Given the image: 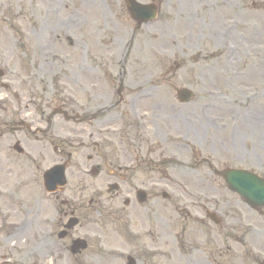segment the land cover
<instances>
[{
    "label": "rangeland",
    "instance_id": "1",
    "mask_svg": "<svg viewBox=\"0 0 264 264\" xmlns=\"http://www.w3.org/2000/svg\"><path fill=\"white\" fill-rule=\"evenodd\" d=\"M62 1L0 0V69H3L6 73L9 69L10 74L16 78V89L8 93L2 91V83L0 82V118H11L17 125L16 115L20 114L22 118L32 121L33 118H29L32 116L26 117L25 113H37V94L41 95V89L46 87H51L53 93L61 98L74 94L70 89L67 74L71 70H75V66H79L82 49L76 50L73 47H68V38L81 37L83 33L88 32L86 37L90 39L88 43L90 54L95 53V50L90 48L94 37L100 36L96 42L103 44L102 39L106 35L101 33L100 16L102 11L105 12L106 5L111 6V2L114 0H67L68 12L62 9L64 3ZM138 1L145 4H150L152 1L161 2L164 9L162 16L167 19V24L157 23L148 34L141 38V33L134 29L131 23H127V26L123 27L127 30L125 32L120 31L117 38L129 48V53L125 57L120 56L117 60H104L103 62L90 60L89 64L91 67L99 66L100 69H113L112 76L121 73L124 69L130 75L132 73V77L130 75L126 77L131 85H133V82H137L135 86L144 85L147 89H150L152 98L141 102L139 113L146 116L144 120L148 124L147 131L153 132L149 127L154 126L155 130L158 129L164 133L167 142L162 146H154L155 158H158V154L162 153L163 156L160 158L165 161V166L173 170L174 176L184 186L169 189H148L153 198L159 197L160 207H154L148 212V222L145 226L148 227L146 231L150 236H145L140 243L129 240L128 244H122L118 239L120 236H117L119 227L105 218L104 209H99L101 218L98 227L94 229L92 237L96 238L97 233L102 234L105 239L104 245L108 250L115 248L113 243L117 246L123 245L124 248H134L137 245L154 248L152 240L154 236L158 239L162 238L164 223L168 220V216L164 215L166 212L169 215L174 212L181 213L182 208H188L192 212L213 210L224 218V224L217 229V235L214 233L211 235V230L204 228L199 234L197 244L205 254L202 255V264H258L264 260V215L258 216L252 213L237 197L226 190L220 179L215 178L202 166L195 163L194 157L197 153L194 146L190 144L191 140L184 147L175 150L170 134L176 128L180 127L182 129L184 127L190 131L189 133L184 132L185 136L188 135L194 139V126L191 122H196L199 109L203 104V101L198 99L203 95L200 88L204 84L208 85L210 78L212 79L211 84L218 87L221 97L217 100L221 102L226 101L227 97L232 95L231 90L226 87V81L230 79L234 81L235 85L247 84L249 91H246V94L249 97L254 93L256 94L257 91L264 90V0H230L233 2L231 8L226 7L223 0H185L181 5L177 0ZM90 7L97 8V10L94 11L95 9ZM90 10L94 13H89ZM81 12H87V24L84 30H82L83 26L73 28L68 22H64L70 16L76 17L78 16L77 13ZM91 14L95 16L97 22L96 33L98 35L93 33L94 21ZM234 15L238 19V23L242 22V25H237V30L239 36L244 35L247 38L249 45L248 58L239 59L229 65H223L220 57L224 50L221 49L224 39L215 38L210 30L213 29L215 32H218L219 29L225 30L222 28L226 27L228 19ZM13 30L18 35L17 39L13 35ZM132 31L133 35H138L139 38H137V42L130 43ZM110 37L112 38L113 35H110ZM19 42L24 43L20 45ZM216 43L217 46H215ZM216 47L220 48L215 49ZM41 53H46L47 58H44ZM34 69L47 71L49 73L48 80L39 83L36 75L34 79L29 81L28 85L21 86L20 80L27 75L34 74ZM231 73H243L247 76L243 78L241 76L235 77L231 76ZM109 78L107 76L104 83L105 98L102 106L112 110L113 114L98 115L96 116L97 119L102 121L111 117H118L120 122L131 120L129 114H124L121 107H114V102L109 97L111 96L109 87L117 83L112 77ZM148 79L149 82L147 83ZM165 83L168 85L167 88L161 90L159 87L165 85ZM181 88H189L197 93V100H194L192 105L181 107L178 104L176 91ZM131 93H133L132 95L135 94L133 89ZM74 101L77 106L86 104L82 93L74 95ZM125 108L127 109L126 101ZM217 111L218 109L211 113L216 114ZM222 111L224 115L226 108ZM142 112L147 114L143 115ZM246 116L250 118L259 117L261 123H263L264 104H261L255 112L249 111ZM38 125L37 119V127H39ZM65 130H71V128L67 127ZM60 132H56L57 136ZM58 138L63 140L65 151H68L75 142H81L82 140L81 131L78 134L72 133L70 136L62 135ZM262 139L264 140V137ZM15 141L21 143L25 155L32 154L34 149L33 140L27 133L25 136L15 135L10 142H5L3 145L0 142V145L3 146V149H0V187L4 183L7 187L9 177L15 181V178L20 176V172L14 170L12 166L11 148ZM244 142L247 144L243 150L242 163L243 156L240 154L242 145L240 144L237 146L239 147L237 157L232 155L226 158L228 165L257 169L256 171L264 176V171L258 169L255 165L256 163H262L264 169L263 150L259 148V144H255V141L244 140ZM175 144H177L176 141ZM81 145L77 149V153L83 152ZM174 153L176 154L174 155ZM46 154L51 157V162L46 163L41 159V155ZM177 154H179L180 160H178ZM219 154H222V151H219ZM54 161H56V158L52 151L49 149L43 151L37 144V181L41 176L42 183L43 172L52 167ZM179 161L185 165L177 167L175 164ZM86 170L87 167H85L84 162L74 160L73 167L69 170L70 180L75 182V190L74 194L70 195V203L85 209L91 200L98 201L101 198L104 200L105 206H110L113 209L122 208L117 196L104 193L106 187L96 186L101 189H95L96 187L91 184V178L88 173L86 174ZM8 171H14L11 173L13 175H7ZM80 171L83 175L80 174ZM24 183H28L33 187L32 180H26ZM81 183L84 186H90L84 197L80 194L82 192V189L79 188ZM39 188L37 185V196L44 197ZM164 190L177 200V202L168 205L169 208L162 207L167 205L160 198L161 191ZM156 202L154 200V203ZM39 205L40 202L37 199V208ZM20 206L21 203H17L12 208L18 209ZM0 212L2 214L6 213L1 204ZM52 214L55 217L54 210H52ZM97 214L98 210L95 212V215ZM45 215L49 216V213L44 212L41 218ZM79 215L82 218H88L90 212L83 211ZM132 215L131 213L130 216ZM8 219L7 216L6 220ZM141 219H144V217ZM177 226L178 223L173 221L172 231L176 230ZM134 228L135 230L138 229L137 223H135ZM215 246L217 257L213 259L210 256V251ZM27 249L24 248L27 264H37V260L33 258L31 251ZM97 253H99V249H97ZM97 253L92 248L84 257L70 260L68 254L60 248L54 264H101V259H106L104 264H115L111 262L108 255L101 256V259H99ZM251 253L256 255L253 256Z\"/></svg>",
    "mask_w": 264,
    "mask_h": 264
},
{
    "label": "water",
    "instance_id": "2",
    "mask_svg": "<svg viewBox=\"0 0 264 264\" xmlns=\"http://www.w3.org/2000/svg\"><path fill=\"white\" fill-rule=\"evenodd\" d=\"M256 191H258V192H263L264 191V188L262 187V186H259V187H256ZM255 196H257V197H259L260 195H255ZM261 199H264V198H260V200ZM262 201H264V200H262Z\"/></svg>",
    "mask_w": 264,
    "mask_h": 264
}]
</instances>
